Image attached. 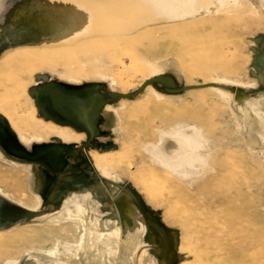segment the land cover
I'll return each mask as SVG.
<instances>
[{"label":"rangeland","instance_id":"obj_1","mask_svg":"<svg viewBox=\"0 0 264 264\" xmlns=\"http://www.w3.org/2000/svg\"><path fill=\"white\" fill-rule=\"evenodd\" d=\"M0 264H264V0H0Z\"/></svg>","mask_w":264,"mask_h":264},{"label":"flooded vegetation","instance_id":"obj_2","mask_svg":"<svg viewBox=\"0 0 264 264\" xmlns=\"http://www.w3.org/2000/svg\"><path fill=\"white\" fill-rule=\"evenodd\" d=\"M75 97H77V99H79L78 96H75ZM35 101H36L37 107L40 110H42V112L45 115H47V117L49 119L57 120V119H60V118L61 119L62 118H64V119L65 118H69L68 115H67V110L66 109L63 110V112H62L60 110V108H62V107H59L58 109H57V107H55L56 106V103H55V101L53 99V96H52L51 92L37 94L35 96ZM92 109H94L96 111V110L99 109V107L98 106H96L95 108L93 107V108H91L89 110V112L85 113V116H82V119L79 122L80 125L93 126L95 124V117H97V114H94L93 115L92 114ZM54 111H55V113H54ZM90 132L93 134L94 131H90ZM83 151H84V149L81 150L79 153H82Z\"/></svg>","mask_w":264,"mask_h":264},{"label":"water","instance_id":"obj_3","mask_svg":"<svg viewBox=\"0 0 264 264\" xmlns=\"http://www.w3.org/2000/svg\"><path fill=\"white\" fill-rule=\"evenodd\" d=\"M158 80L156 79H150L148 81H146L137 91V93H133V94H123V93H115L112 94L114 99H118V98H122V99H132L135 98L136 96H138L139 94H141L143 91H145L148 87L154 85ZM221 86L219 84L216 83H209V84H202V85H197L194 86L192 88L194 89H207V88H220ZM189 88H184L183 90H187ZM170 93H174L177 92L175 90H171L169 91Z\"/></svg>","mask_w":264,"mask_h":264}]
</instances>
